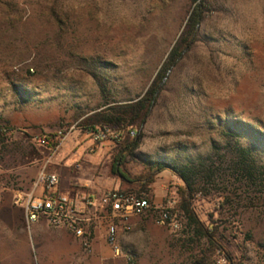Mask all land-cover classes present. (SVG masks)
Masks as SVG:
<instances>
[{
	"label": "rangeland",
	"instance_id": "1",
	"mask_svg": "<svg viewBox=\"0 0 264 264\" xmlns=\"http://www.w3.org/2000/svg\"><path fill=\"white\" fill-rule=\"evenodd\" d=\"M201 1L197 41L168 73L141 129L103 121L147 93L186 29L192 0H0L4 201L28 192L41 171L48 152L34 137L60 131L69 138L57 157L83 154L71 170L78 177L96 174L103 192L153 197V185L143 191L113 173L115 157L140 131L122 170L138 178L149 163L186 168L194 210L225 252L196 235L179 207L184 183L167 170L164 204L175 207L180 230L157 225L156 214L134 217L120 229L125 257L109 246L108 264H264V0ZM94 128L122 140L93 144ZM239 149L251 152L247 166ZM61 165L55 159L50 170ZM73 240L68 234L63 247ZM43 256L32 242L19 257L41 264Z\"/></svg>",
	"mask_w": 264,
	"mask_h": 264
},
{
	"label": "built area",
	"instance_id": "2",
	"mask_svg": "<svg viewBox=\"0 0 264 264\" xmlns=\"http://www.w3.org/2000/svg\"><path fill=\"white\" fill-rule=\"evenodd\" d=\"M130 134L135 136L136 132L131 130ZM68 138V133L60 131L56 134L36 136L33 139L35 146L48 152V155L31 189L28 192L13 191V203L23 210L29 231L44 220L50 226L65 229L76 239L81 240L88 250L91 245V227L100 220L106 226L107 242L113 256L122 258L125 254L120 245V229L134 217L156 214L157 225L174 231L180 230L177 211L170 201L157 206L147 197L118 189L84 197H73L63 192L60 175L50 170V167ZM109 140L120 142L122 136L109 128H97L92 132L93 144ZM3 204L4 194L0 192V211Z\"/></svg>",
	"mask_w": 264,
	"mask_h": 264
},
{
	"label": "crops",
	"instance_id": "3",
	"mask_svg": "<svg viewBox=\"0 0 264 264\" xmlns=\"http://www.w3.org/2000/svg\"><path fill=\"white\" fill-rule=\"evenodd\" d=\"M82 155L70 158L69 155L62 154L56 158L59 163L64 162V165L56 168L61 177V190L73 197L99 195L103 191L96 183V174L90 175L92 178H80L71 171L73 165L78 164L77 161L82 159ZM78 167L80 169V166ZM166 172H162L158 176L159 180L153 184V197L156 205L164 204L167 186L160 183V177L168 176ZM68 234L65 229L50 226L44 220L34 225L29 231L23 210L15 206L11 199L4 201L0 211V264H12L13 261L23 264L25 258L19 256L29 254L32 242L43 250L44 256L41 264H108L110 247L107 242L106 226L102 221L97 220L91 227V245L88 250L82 241L74 236V240L70 243L71 246L64 248V241H67ZM121 234L120 231V237Z\"/></svg>",
	"mask_w": 264,
	"mask_h": 264
},
{
	"label": "trees",
	"instance_id": "4",
	"mask_svg": "<svg viewBox=\"0 0 264 264\" xmlns=\"http://www.w3.org/2000/svg\"><path fill=\"white\" fill-rule=\"evenodd\" d=\"M195 7L189 17L185 31L180 40L174 46L168 55L163 68L158 74V78L153 82L143 98L137 99L135 102L125 104L118 109H112V114L109 115L103 122L111 126H137L142 127L147 123V120L152 113L160 94L163 91V84L168 73L174 70L183 60L185 52L190 49L197 41L199 27L203 23L206 13L205 2L201 0H192ZM95 131V128L93 129ZM142 140V134L139 131L136 138L127 140L122 151L115 157L113 161V173L122 178V180L130 185L138 184L141 190H146L151 187L158 176L164 171H171L175 176L179 177L184 186L179 189L180 197L179 207L187 217L189 225L194 228L196 235L209 240L210 245L214 250L225 252L224 247L216 238V230L207 228L200 220L193 207V201L197 194L195 183L189 176L186 168L177 167L164 162L149 163L146 171L138 178H132L129 174L122 170L127 156L136 150ZM4 142V140H2ZM238 155L242 164L246 166L250 162L251 152L246 149H239ZM153 201V197H149ZM203 264V263H197Z\"/></svg>",
	"mask_w": 264,
	"mask_h": 264
}]
</instances>
